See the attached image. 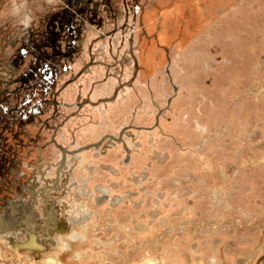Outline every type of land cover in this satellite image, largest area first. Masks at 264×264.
<instances>
[{
    "label": "rangeland",
    "instance_id": "obj_1",
    "mask_svg": "<svg viewBox=\"0 0 264 264\" xmlns=\"http://www.w3.org/2000/svg\"><path fill=\"white\" fill-rule=\"evenodd\" d=\"M137 1L142 10L124 32L110 34L112 21L103 32L84 25L74 70L90 65L91 55L104 65H90L95 76L85 74L62 96L71 92L75 101L120 91L114 103L89 112L97 126L77 120L64 133L83 128L87 143L126 121L155 130L138 136L135 167L120 164L118 150L91 158L90 172L79 170L90 184L60 202L67 216L58 222L60 233L46 232L44 253L26 261L0 242L6 253L0 263L41 264L61 248L67 252L60 264H73L77 254L80 264H256L264 256V0H114V6L122 11ZM60 6L0 0V53L30 52ZM131 37L145 70L134 87L122 88L130 70L123 76L113 60L131 49Z\"/></svg>",
    "mask_w": 264,
    "mask_h": 264
},
{
    "label": "flooded vegetation",
    "instance_id": "obj_2",
    "mask_svg": "<svg viewBox=\"0 0 264 264\" xmlns=\"http://www.w3.org/2000/svg\"><path fill=\"white\" fill-rule=\"evenodd\" d=\"M65 2L70 7H77V10L72 14L62 11L48 17L47 30L41 33L30 52L26 49L21 50L22 53H0V211L6 210L15 215L20 213L23 218L12 220L10 226L28 227L30 235L34 236L36 232L43 238L46 232L61 230L58 222L65 220L67 206L60 202L72 192L81 190L82 186H89L91 178H86L85 174L78 177V173L82 167L90 172L89 169L93 168L89 165L91 158L100 159L110 151L120 150L124 156L119 163L135 167L132 154L139 149L138 136L156 128L154 125L134 127L126 121L117 129L105 130L97 140L87 143H84L83 137L86 135L89 138V134L83 128L79 132L76 129L67 135L64 133L71 123L85 118L90 125L97 126L89 112L114 103L120 91L117 89L113 96L95 99L91 95L87 98L80 95L72 102L65 101L62 96L65 88L78 83L85 74L94 75L90 65L95 69L104 65L91 55L90 65L86 62L81 71L74 70L83 46L84 25L89 23L100 27L112 21L115 24L113 31L124 32L136 23L142 10L139 1L134 5H125L122 11L114 6V0ZM121 16L124 21L118 25L123 19ZM134 31L133 27L130 33ZM130 43L131 49L122 60H113L114 67H122L123 76L125 68L130 70L127 81L121 84L122 88L134 87L145 70L136 57L132 37ZM12 45L15 43L12 42ZM25 47L28 48V44ZM68 72L71 76L65 80V85H60L61 77ZM124 100L129 99L124 97ZM99 113L106 117L104 108ZM105 124L99 123L100 126ZM108 191L110 194V189ZM3 239L11 240L8 235ZM29 244L36 248L40 245L34 237ZM16 247L19 245L16 244ZM25 253L26 261L31 258L30 255L41 254L31 250ZM239 263L243 264L244 260ZM256 264H264V256Z\"/></svg>",
    "mask_w": 264,
    "mask_h": 264
},
{
    "label": "crops",
    "instance_id": "obj_3",
    "mask_svg": "<svg viewBox=\"0 0 264 264\" xmlns=\"http://www.w3.org/2000/svg\"><path fill=\"white\" fill-rule=\"evenodd\" d=\"M60 3H61V6L59 7V9L57 11H55L54 13H61L62 11L63 12H67L69 14H72L74 13L76 10H77V7H70L66 2L65 0H60ZM61 8H63L64 10H62ZM61 10V11H60ZM85 25H90L92 28L94 27L93 25L91 24H85ZM105 25V24H104ZM100 26V27H97V29H99V31H102L100 29H105V26ZM107 26V25H106ZM114 29V27H113ZM113 29L109 31H106V32H110L113 33ZM106 30V29H105ZM103 32V31H102ZM105 33V31H104ZM108 33H105V37H110ZM112 36V35H111ZM111 39V38H110ZM89 93V92H87ZM66 96L64 95L65 99H68L69 102H72V96H71V92H67L65 93ZM96 97H103V95L101 93H98V95ZM81 124H84L86 125L87 124V121L88 120H84V119H81ZM84 120V122H83ZM23 218V215H21L20 213L18 214H12V213H9V212H6V210H3V211H0V242L2 243V245L6 248V249H11L12 251H14L16 253V255H26L27 253H25V251L27 250H31L32 252H39L40 253H44L45 251V243H44V238L43 237H40L38 236V233L35 232V235H30L31 232L30 230H28V227L27 228H20V227H11V223H12V220L13 222L14 221H17V220H21ZM11 227V228H10ZM59 232V231H58ZM60 233V232H59ZM64 233V232H63ZM40 234V233H39ZM5 235H8L10 237V241H6L5 239H3V237ZM34 237L35 238V242L39 245V248H36L35 247H31V245L29 244V241H31V238ZM22 243V245L20 244ZM16 244L19 245V247H16ZM1 247L0 248V252L2 253V256H0V258H5L6 257V253L5 251H3L4 247ZM12 261L13 259H9V262L10 264H12ZM2 264V263H0Z\"/></svg>",
    "mask_w": 264,
    "mask_h": 264
},
{
    "label": "clouds",
    "instance_id": "obj_4",
    "mask_svg": "<svg viewBox=\"0 0 264 264\" xmlns=\"http://www.w3.org/2000/svg\"><path fill=\"white\" fill-rule=\"evenodd\" d=\"M52 252L53 250H51V252L47 255V257L41 261V264H60L59 257L64 253H66L67 249L61 248L59 250L58 255H53ZM81 259H82L81 256L77 254L75 259L73 260V264H80Z\"/></svg>",
    "mask_w": 264,
    "mask_h": 264
},
{
    "label": "water",
    "instance_id": "obj_5",
    "mask_svg": "<svg viewBox=\"0 0 264 264\" xmlns=\"http://www.w3.org/2000/svg\"><path fill=\"white\" fill-rule=\"evenodd\" d=\"M114 25H115V24H114ZM114 25H113V26H114ZM113 32H114V33H117V32H118V30H114Z\"/></svg>",
    "mask_w": 264,
    "mask_h": 264
}]
</instances>
